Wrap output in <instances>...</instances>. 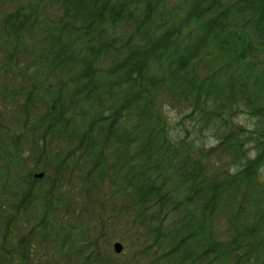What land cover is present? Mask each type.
Segmentation results:
<instances>
[{
	"label": "trees",
	"instance_id": "16d2710c",
	"mask_svg": "<svg viewBox=\"0 0 264 264\" xmlns=\"http://www.w3.org/2000/svg\"><path fill=\"white\" fill-rule=\"evenodd\" d=\"M173 1L0 0V45L16 48L1 97L15 115L30 106L24 126L41 141L29 157L52 174L48 192L32 171L21 177L19 144L0 133V264L44 263L54 236L58 264H86L95 243L77 246L81 232L54 215L70 212L58 191L71 184L91 215L102 197L114 220L146 226L138 257L156 254L151 264H264V0ZM33 89L44 97L32 103Z\"/></svg>",
	"mask_w": 264,
	"mask_h": 264
},
{
	"label": "rangeland",
	"instance_id": "374dc122",
	"mask_svg": "<svg viewBox=\"0 0 264 264\" xmlns=\"http://www.w3.org/2000/svg\"><path fill=\"white\" fill-rule=\"evenodd\" d=\"M181 1V0H180ZM179 1V2H180ZM173 5H179L178 0H174L173 1ZM12 11V10H11ZM11 11H6L5 13H10ZM3 15V11H1L0 8V21L2 19ZM11 46H1L0 45V79L1 76L3 74H5V71L7 70V64L8 62H10V60L12 59V57L15 56V49L12 48ZM20 60L26 61L27 62V66H29L30 64H33L34 66L37 64L38 61L35 60H31L30 58L25 57L22 59L21 57L19 58ZM22 62V61H19ZM25 66V67H27ZM12 70L8 71V74H11ZM15 74V72H14ZM44 74H41L38 78H33V80L31 81H27L25 83V86H31L33 84H38L39 87L42 85L43 82V78ZM9 78V77H7ZM14 80H15V75H11L8 79H6L5 82H8L7 84L4 83L3 85H8L9 83H11V85H8L11 89H7L8 90H12L15 89V84H14ZM54 79H51L49 81V85L53 83ZM3 92V90L1 91V93ZM1 93H0V133L1 132H9V138H13L15 140V142H17L19 144L18 148L15 147V154H22V152H26V151H31V144L29 141L33 142L34 140L37 141H41L40 136L39 137H35V138H31L30 136L31 131H29L27 129L26 126H24V122H25V117L24 114L26 111H28V115H32V111L30 110V106H28L29 110H26L25 108V104L23 105L24 107L22 109H19V115H15V111L17 108V105L15 104V102H9V101H3L2 97H1ZM33 97L31 98L32 103L34 102L35 98L37 100V98H42L44 97V94L42 91H39L36 93L35 89H33ZM37 94V95H36ZM53 94V93H51ZM23 100H25L23 98ZM48 101H50V97H48ZM41 105V104H40ZM40 108L38 111H40L44 106H39L38 103L36 102V104L34 103L32 105V109L34 108ZM31 111V112H30ZM38 113V112H37ZM171 115V122L177 126L176 129H174L172 131V136L176 137V136H183V129L185 128L183 126V124H180V122L178 121V115L176 114V111H174ZM180 117V116H179ZM178 121V122H177ZM187 124V123H186ZM31 129V128H30ZM19 136H22V138L20 140H18ZM2 138V145L0 142V151L2 152L3 150V137ZM27 139H28V143H27ZM10 143V140L8 139L5 144L8 145ZM21 143V145H20ZM49 144H51V148L53 149L54 146H52L53 141H49ZM44 147V146H41ZM49 152H52L51 150H49ZM32 154V152H31ZM3 155L0 153V169L5 166L8 162V159H3L2 158ZM81 158L82 155H81ZM33 159V163L36 159ZM9 165V164H8ZM106 165V164H105ZM13 166V165H12ZM14 167V166H13ZM86 171L87 168H85ZM7 171H2L1 176L4 178L6 177ZM6 179V178H4ZM7 180V179H6ZM11 183L15 182V176L11 177ZM40 185H45V189L47 188V186L49 185V181L48 179L44 180L43 182L39 183ZM83 184L80 185V190L78 192V199L79 202L78 203H74V201H72V208L70 209V212L67 213V215H63L64 213V209L61 207L60 209H56V211H54V215H56V217H60L62 221H64L65 223H74L75 224V228L81 232L80 236V242L77 243L80 246L82 245H87L89 241L94 242L95 245H88L86 247V249L83 251V255L84 259H85V263L86 264H151V263H155V259L157 258L156 254H152V255H142L140 257V251L141 249L145 248L147 245L145 243V241L141 238V237H136L137 233H143L144 232H148V229L145 227L141 228L140 224H137L138 227H134L133 229L130 228L127 225V222L129 221V217L125 216L124 214V210H123V216L121 217H117L116 220L113 219V209H108V202L105 203V210H100L98 208V203L101 201V198H96L93 203H95L97 205V209L96 211H94L91 215V212H89L91 210V206L90 205H86L85 203V188H83ZM88 188H90L91 190L89 191H93L94 186L92 183H89ZM9 189V186L7 187V190ZM105 191L107 190V188H104L102 190ZM73 191V186L68 185V186H63L61 188V190L58 191L59 193V197H61V192L63 195L65 196H71ZM111 190H107V193H104V196H111L110 194ZM74 200H76V198H73ZM6 200L8 201L7 205L13 203V197L12 196H7ZM103 200V199H102ZM101 208V207H100ZM159 211V209H157ZM166 210H164L165 212ZM166 216H169V218L167 219V224H169L171 221H175V215L172 213L167 214L164 213L163 215L161 214L160 217L164 220V218ZM111 217V218H110ZM34 224V222H33ZM60 232H63L62 230H60ZM220 235V233H219ZM60 237H62V235H60ZM136 237V238H135ZM144 238V237H143ZM149 240V239H148ZM118 242L119 244H122L123 247V252L120 254H116V252L114 251V243ZM61 243L62 241L57 237H51L50 240L47 238V242H45L44 246L45 248L48 249L47 250H52V252L50 253V256H48L49 258L41 264H58L61 260L62 257V252L66 251V248H62L61 247ZM43 244V243H42ZM91 246H95L94 248H91ZM87 250V251H86ZM86 251V252H85ZM61 252V253H60ZM81 254V255H82ZM91 259V260H90ZM87 261V262H86ZM90 261V262H88ZM79 261L77 260V255L74 258V260L72 261L71 264H76ZM132 262V263H131Z\"/></svg>",
	"mask_w": 264,
	"mask_h": 264
},
{
	"label": "water",
	"instance_id": "95a60500",
	"mask_svg": "<svg viewBox=\"0 0 264 264\" xmlns=\"http://www.w3.org/2000/svg\"><path fill=\"white\" fill-rule=\"evenodd\" d=\"M114 248H115V252L118 253V254L121 253L122 249H123L122 245L119 244V243H116Z\"/></svg>",
	"mask_w": 264,
	"mask_h": 264
}]
</instances>
